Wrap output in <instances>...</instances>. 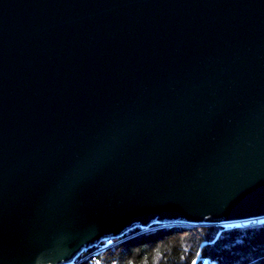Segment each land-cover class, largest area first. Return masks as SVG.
Masks as SVG:
<instances>
[{"label": "water", "instance_id": "water-1", "mask_svg": "<svg viewBox=\"0 0 264 264\" xmlns=\"http://www.w3.org/2000/svg\"><path fill=\"white\" fill-rule=\"evenodd\" d=\"M250 220L264 0H0V264Z\"/></svg>", "mask_w": 264, "mask_h": 264}, {"label": "trees", "instance_id": "trees-1", "mask_svg": "<svg viewBox=\"0 0 264 264\" xmlns=\"http://www.w3.org/2000/svg\"><path fill=\"white\" fill-rule=\"evenodd\" d=\"M107 247H106V246ZM106 247L101 251L98 249ZM98 251V252H96ZM264 264V222L158 224L82 251L75 264Z\"/></svg>", "mask_w": 264, "mask_h": 264}, {"label": "built area", "instance_id": "built-area-1", "mask_svg": "<svg viewBox=\"0 0 264 264\" xmlns=\"http://www.w3.org/2000/svg\"><path fill=\"white\" fill-rule=\"evenodd\" d=\"M244 222H247V223H250V222H253V224L255 223H258V222H260L259 220H256V221H252V220H250V222L249 221H241V222H237V223H239V224H243ZM76 259V258H75ZM75 259H73L72 261H70V262H66V263H59V264H75Z\"/></svg>", "mask_w": 264, "mask_h": 264}, {"label": "rangeland", "instance_id": "rangeland-1", "mask_svg": "<svg viewBox=\"0 0 264 264\" xmlns=\"http://www.w3.org/2000/svg\"><path fill=\"white\" fill-rule=\"evenodd\" d=\"M250 222V221H249ZM244 223H246V224H253V222H250V223H247V222H244ZM255 224V223H254ZM107 240H109V239H107ZM105 241V240H104ZM106 246V245H105Z\"/></svg>", "mask_w": 264, "mask_h": 264}, {"label": "snow or ice", "instance_id": "snow-or-ice-1", "mask_svg": "<svg viewBox=\"0 0 264 264\" xmlns=\"http://www.w3.org/2000/svg\"><path fill=\"white\" fill-rule=\"evenodd\" d=\"M193 264H196V262H195V261H193Z\"/></svg>", "mask_w": 264, "mask_h": 264}]
</instances>
